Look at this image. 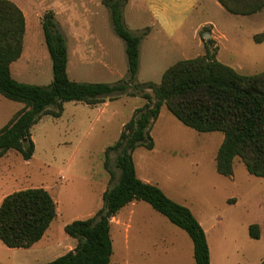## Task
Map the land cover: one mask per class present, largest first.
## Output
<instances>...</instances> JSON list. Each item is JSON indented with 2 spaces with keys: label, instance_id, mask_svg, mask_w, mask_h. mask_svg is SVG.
Returning a JSON list of instances; mask_svg holds the SVG:
<instances>
[{
  "label": "rangeland",
  "instance_id": "rangeland-1",
  "mask_svg": "<svg viewBox=\"0 0 264 264\" xmlns=\"http://www.w3.org/2000/svg\"><path fill=\"white\" fill-rule=\"evenodd\" d=\"M12 1L26 17L23 52L11 65L15 79L36 85L52 81L41 26L43 14L52 11L66 39L71 79L123 80L136 94H121L94 105L64 101L60 116L43 115L31 127L35 150L29 160L15 150L0 157V202L7 194L28 187L47 189L56 202V216L35 245L8 247L0 240V264H44L75 247L77 240L65 233L64 226L102 206V193L110 185L104 151L118 139L133 111L146 102L141 92L151 90L139 84L147 80L158 84L171 63L202 55L206 46L216 50L219 61L242 74L264 71V9L251 15L216 8L205 12L203 18L211 25L198 31L204 49L196 40L170 44L156 30L147 29L141 35L138 72L130 82L125 43L115 34L102 0ZM123 20L130 31L141 34L148 18L137 2L124 6ZM211 29L219 38L217 47L206 41L210 36H203ZM22 106L0 94V127ZM150 136L151 149L138 146L132 153L136 174L191 210L205 230L210 264H264V178L248 172L239 157L234 159L232 175L219 174L215 156L223 133L196 131L164 105ZM114 158L111 153L112 168ZM115 172L114 181L119 174ZM253 223L259 225V238L249 235ZM110 237V264H195L189 235L143 200L127 204L114 216Z\"/></svg>",
  "mask_w": 264,
  "mask_h": 264
},
{
  "label": "trees",
  "instance_id": "trees-1",
  "mask_svg": "<svg viewBox=\"0 0 264 264\" xmlns=\"http://www.w3.org/2000/svg\"><path fill=\"white\" fill-rule=\"evenodd\" d=\"M128 0H102L108 8L115 34L125 43L128 80L139 68L141 35L130 31L123 20ZM229 13L251 15L264 9V0H217ZM41 26L52 63V81L36 85L18 81L11 64L23 52L26 18L12 0H0V94L23 104L0 127V157L7 151L19 152L25 160L34 153L31 127L43 115L58 117L63 102L74 100L89 105L115 99L121 94L135 96L127 81L86 82L69 77L68 47L55 14H43ZM210 41V38L206 40ZM151 92L143 91L146 102L137 107L122 125L118 139L104 151L103 166L110 185L102 193V206L85 219H75L64 231L75 238V247L44 264H110L111 218L124 206L143 200L183 229L193 243L195 264H210L206 233L191 210L170 197L155 184L140 179L132 158L138 146L153 147L150 129L164 105L180 122L199 132L220 131L223 139L215 156L219 174H233L239 157L248 172L264 178V71L242 74L216 58V50L206 46L203 55L179 59L168 66L157 84L145 81ZM138 86V85H137ZM144 89V88H143ZM114 153V168L110 154ZM115 169L119 174L116 178ZM56 216V202L43 187L13 191L0 202V240L8 247H31L38 242ZM249 235L259 238V225H249Z\"/></svg>",
  "mask_w": 264,
  "mask_h": 264
},
{
  "label": "crops",
  "instance_id": "crops-1",
  "mask_svg": "<svg viewBox=\"0 0 264 264\" xmlns=\"http://www.w3.org/2000/svg\"><path fill=\"white\" fill-rule=\"evenodd\" d=\"M137 2L141 5L148 18V21L144 23L145 28L150 31L156 30L170 44L176 43L179 45V43L184 44L187 41L196 40L197 45L202 49H204V42L198 38V31L202 27L211 25V21L203 18V14L212 8L224 9L217 0H128L125 5H134ZM185 27H188L187 31L184 30ZM206 33H208L207 36H210L209 42L214 43L215 47H217L219 38L215 35V30L211 29L204 32L203 36ZM223 37L225 38V35ZM174 39L176 40L174 41ZM140 45L141 41L139 44V59L141 55Z\"/></svg>",
  "mask_w": 264,
  "mask_h": 264
},
{
  "label": "water",
  "instance_id": "water-1",
  "mask_svg": "<svg viewBox=\"0 0 264 264\" xmlns=\"http://www.w3.org/2000/svg\"><path fill=\"white\" fill-rule=\"evenodd\" d=\"M208 35V33H206L204 36L206 37Z\"/></svg>",
  "mask_w": 264,
  "mask_h": 264
}]
</instances>
